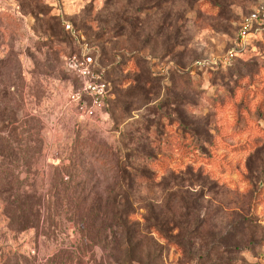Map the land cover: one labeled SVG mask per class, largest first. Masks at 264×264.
Returning a JSON list of instances; mask_svg holds the SVG:
<instances>
[{
  "label": "rangeland",
  "instance_id": "1",
  "mask_svg": "<svg viewBox=\"0 0 264 264\" xmlns=\"http://www.w3.org/2000/svg\"><path fill=\"white\" fill-rule=\"evenodd\" d=\"M261 6L0 0V264H264V26L240 36ZM64 22L104 72L93 118L68 106L79 43ZM126 149L159 173L130 192L137 246L121 251L104 210ZM189 169L195 182L161 183ZM158 223L169 240L145 231Z\"/></svg>",
  "mask_w": 264,
  "mask_h": 264
},
{
  "label": "trees",
  "instance_id": "2",
  "mask_svg": "<svg viewBox=\"0 0 264 264\" xmlns=\"http://www.w3.org/2000/svg\"><path fill=\"white\" fill-rule=\"evenodd\" d=\"M232 66L233 63L228 67ZM198 148L199 146L196 145L194 150H197ZM157 160V156H153L152 154H143L136 149H126L121 157V164L118 166L120 184L117 186V188H115V190H110V194L116 192L123 197L121 200L115 199L113 202L107 203L104 210L106 214L105 216L108 217L111 222L110 227L113 228L115 239L117 240L115 244L118 249H121V251L123 250V247L134 249L137 246V244L133 245V241L139 229L137 227L138 223L133 222V216L135 215V205L132 203L133 199L130 197V192H132L136 186H149L158 179L159 167L157 166ZM136 162L138 164H136ZM153 165H156L158 168L153 169ZM166 173H168L167 170L163 172V175ZM169 176L170 177L168 178V181L166 177L161 183H166L167 186H169L170 182L175 186H182L184 182H195V178H199V175H195L193 170L190 169L187 170L183 176H175L174 173L169 174ZM3 187L5 186L0 179V188ZM145 209L148 210L149 213L155 215V218H157L155 212L151 211L149 203L145 206ZM166 210L167 212L173 213L172 209H170L168 206L166 207ZM87 226L88 225H80L78 227L80 232L78 233L82 237L86 238L87 241L92 242L90 239L92 232L91 227ZM165 226L166 225H161L160 223L157 225L151 224L145 227V231L149 233H158L161 238L169 240V237L165 232ZM176 227L178 228V224ZM103 228L106 229L104 226ZM114 228L117 231H115ZM97 233H100V231H97ZM100 241L104 242L103 244L106 243V239H100ZM100 241L98 242L101 244L102 242ZM128 256L129 255L127 254L123 257V260L121 258L120 259L123 262L130 264L134 261V259H127Z\"/></svg>",
  "mask_w": 264,
  "mask_h": 264
},
{
  "label": "built area",
  "instance_id": "3",
  "mask_svg": "<svg viewBox=\"0 0 264 264\" xmlns=\"http://www.w3.org/2000/svg\"><path fill=\"white\" fill-rule=\"evenodd\" d=\"M264 26V6L251 13L242 26L240 36L245 39L252 32H258ZM67 32L71 33L79 43V50L71 57L72 68L79 78V87L68 97V106L74 108L81 116L93 118L102 113L108 98L107 83L104 81V72L88 43L68 22H64ZM235 52L229 54V61ZM199 65H204L199 63Z\"/></svg>",
  "mask_w": 264,
  "mask_h": 264
}]
</instances>
